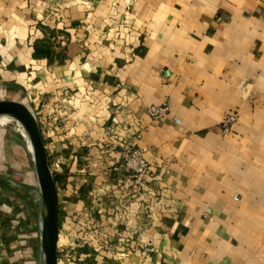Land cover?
Masks as SVG:
<instances>
[{"label":"crops","instance_id":"1","mask_svg":"<svg viewBox=\"0 0 264 264\" xmlns=\"http://www.w3.org/2000/svg\"><path fill=\"white\" fill-rule=\"evenodd\" d=\"M54 91L73 101L49 131L39 123L59 220L82 207L101 232L71 234L79 264H264V0H0V100L41 121ZM129 147L164 207L118 220ZM28 176L0 182V264H39Z\"/></svg>","mask_w":264,"mask_h":264},{"label":"built area","instance_id":"2","mask_svg":"<svg viewBox=\"0 0 264 264\" xmlns=\"http://www.w3.org/2000/svg\"><path fill=\"white\" fill-rule=\"evenodd\" d=\"M57 96V95H56ZM54 97L52 103L49 105L48 112L45 111L48 108L47 104L41 106L43 111V119H39L38 124L50 129V123L60 121L62 116H67V108H62V103L65 106H73L71 97ZM169 110L167 103L162 105H153L148 108V114L151 118L157 119L165 116ZM236 113H229L221 124L222 133H228L231 131L232 125L236 123ZM119 162V168L122 170L124 180L121 189L127 194V197L123 198L120 204L117 205L118 220L122 219L129 213H127L126 207L136 206L138 211L145 214H155L158 208L164 207L160 202H156L154 205L155 196L151 194L146 187L143 186L144 177L149 171V163L143 156V151L140 148L129 147L120 151L118 159H115V163ZM147 192V193H146ZM140 198L143 199L140 201ZM76 224L79 226L80 234H74L81 244H85L88 241L99 240V234L96 228L99 225L96 223L91 224L88 221L78 220ZM71 233L69 232V226L67 223H62L59 220V232L57 241V264H79V258H76L77 251L75 246L70 242Z\"/></svg>","mask_w":264,"mask_h":264},{"label":"water","instance_id":"3","mask_svg":"<svg viewBox=\"0 0 264 264\" xmlns=\"http://www.w3.org/2000/svg\"><path fill=\"white\" fill-rule=\"evenodd\" d=\"M1 115L14 116L20 119L26 127L40 193L39 264H57L59 232L58 191L39 124L28 107L19 102L0 100Z\"/></svg>","mask_w":264,"mask_h":264},{"label":"rangeland","instance_id":"4","mask_svg":"<svg viewBox=\"0 0 264 264\" xmlns=\"http://www.w3.org/2000/svg\"><path fill=\"white\" fill-rule=\"evenodd\" d=\"M56 92L54 91V95L51 97H55ZM36 101L38 102V100ZM82 103L83 102H81L78 106L82 109H86L85 105L82 106ZM39 116V112L36 111L35 118L37 119V122ZM82 117H85V115H82ZM29 154H32L31 144L29 139L27 140L24 137L21 130L15 127L14 124L0 125V182H3L2 185L6 181H13L18 185L25 184L23 187L25 186L27 188L31 181L28 176V173L30 172L33 174L34 183L36 182L37 184V177L32 156ZM120 185L123 186L122 183ZM120 185L119 188L121 187ZM20 202L23 206L21 211L23 210L24 215L29 217L30 210L28 209L27 201L23 202L20 200ZM62 211H65L64 208ZM87 213L86 209L82 207L77 210L74 209V212H71L69 215H65V217L62 218V223L68 224L69 232L71 234H80L79 231H76L75 226H71V223H75L81 219L82 221H90L89 214Z\"/></svg>","mask_w":264,"mask_h":264},{"label":"bare ground","instance_id":"5","mask_svg":"<svg viewBox=\"0 0 264 264\" xmlns=\"http://www.w3.org/2000/svg\"><path fill=\"white\" fill-rule=\"evenodd\" d=\"M6 124H14L15 127L19 128L21 130V132L24 135V137L27 140L29 139L26 127H25L24 123L20 119L14 117V116H10V115H1L0 116V125H6Z\"/></svg>","mask_w":264,"mask_h":264}]
</instances>
